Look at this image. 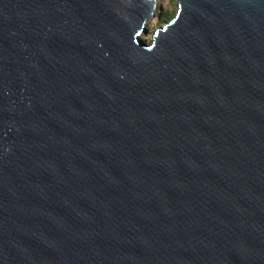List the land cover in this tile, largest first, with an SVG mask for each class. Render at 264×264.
<instances>
[{"label": "water", "instance_id": "obj_1", "mask_svg": "<svg viewBox=\"0 0 264 264\" xmlns=\"http://www.w3.org/2000/svg\"><path fill=\"white\" fill-rule=\"evenodd\" d=\"M0 0V264H264V0Z\"/></svg>", "mask_w": 264, "mask_h": 264}, {"label": "rangeland", "instance_id": "obj_2", "mask_svg": "<svg viewBox=\"0 0 264 264\" xmlns=\"http://www.w3.org/2000/svg\"><path fill=\"white\" fill-rule=\"evenodd\" d=\"M178 3L176 0H154L152 16L147 20L144 31L139 35L141 41L149 44L152 34L176 15Z\"/></svg>", "mask_w": 264, "mask_h": 264}]
</instances>
